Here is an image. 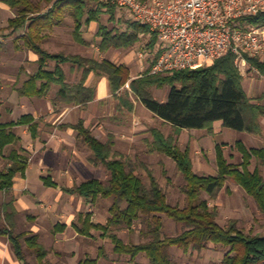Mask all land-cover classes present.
<instances>
[{"label":"trees","instance_id":"trees-1","mask_svg":"<svg viewBox=\"0 0 264 264\" xmlns=\"http://www.w3.org/2000/svg\"><path fill=\"white\" fill-rule=\"evenodd\" d=\"M15 11L6 28L0 27V57L5 49L4 39L14 37L17 49L32 50L39 58L38 70L29 74L17 87L20 96L43 97L52 84L60 88L53 99L54 104H80L83 107L95 97V88L86 85L91 72L106 75L111 90L117 94L129 83L137 98L165 123L181 129H208L214 132L217 122L223 127L255 135L263 133L261 120L264 118V103L251 97L244 87V75L236 62V55L228 52L210 65L195 69L187 68L167 73H153L152 67L161 51L157 48L158 36L150 28L137 20L123 21L117 17L118 5L111 2L91 4V0H2ZM109 14L110 27L102 21V16ZM69 16L74 20V39L87 44L83 37V25L92 21L99 24L97 35L101 37L100 48L105 52L111 48H132L140 43L143 36L150 35L148 47L156 49V55L150 68L132 79L130 69L125 64H117L108 59H96L81 55L51 53L43 46L48 32L62 24ZM126 24L125 28L119 23ZM241 23L264 26V11L256 16H245ZM26 28L20 36H14L20 29ZM56 61L54 70L48 69V63ZM249 64L264 75V58L247 55ZM72 63L84 69L81 81L71 85L67 81V72L63 63ZM2 79L0 77V88ZM167 85L171 91L167 101H159L154 88L161 89ZM27 125L34 137L37 136L38 123L32 114H24L17 121L0 123V151L19 142L13 127ZM78 132V138L84 142L93 156L94 165H102L109 172V179L104 182L91 178L74 186H63L66 193L83 196L89 203L95 204L99 199L112 198L109 208L110 216L106 223L94 222L92 213L79 214L74 223L80 235L93 236V230L102 237H108L114 244V252L129 256L134 264L140 254H145L151 264H177L169 251L177 247L184 252L201 251L210 244L225 246L223 264H264V235L247 233L236 221L223 226L218 221V208L211 207L209 198L215 199L227 185L229 179L241 186L256 202L264 214V175L259 166L251 168L253 159L264 164V147H248L242 140L236 147L242 155L240 163L229 161L223 144L216 145V174H200L195 170L193 157L189 148L182 149L172 136H166L159 128H152L153 140L149 142L150 153H162L171 157L182 173L186 184L182 191L188 199V206L173 205L159 179L152 170H148L149 182L138 171V163L115 150V140L110 138L103 142L94 135L91 128L83 121L65 125ZM25 149L14 148L6 168L0 167V194L9 193L18 175L25 176L29 156ZM44 182L56 186L51 177ZM19 211L15 199L0 205V237H5L13 255L21 264H32L29 253L35 255L38 264H49V249L32 231H18L17 216ZM163 215L185 226L177 235L163 234ZM137 221L146 228L145 241L139 243L125 242L119 233L132 230ZM65 224H57L56 230L65 229ZM96 260H86L93 263Z\"/></svg>","mask_w":264,"mask_h":264},{"label":"rangeland","instance_id":"rangeland-1","mask_svg":"<svg viewBox=\"0 0 264 264\" xmlns=\"http://www.w3.org/2000/svg\"><path fill=\"white\" fill-rule=\"evenodd\" d=\"M37 1V0H36ZM97 0H91V4H96ZM15 16V11L0 0V27L6 28L9 23V19ZM117 17L123 21L134 20L133 15L124 8H118ZM102 21L108 24L110 27L113 23L109 21V14L102 16ZM126 24L122 23V27L125 28ZM74 29V20L71 16L68 17V23L61 26L60 31L55 33V36L46 42L50 50L57 51L62 50L66 53L76 52L77 48L74 47L72 41L71 31ZM59 32V33H58ZM74 40V39H73ZM150 35H145L140 43H137L132 48L137 55L142 53V57H135L136 61L144 60L145 67L140 69L139 73H143L150 68L156 55V49H150L148 42ZM6 50L0 57V75L2 77L4 88L0 90V99L6 101L4 106L1 107L0 120H7L11 116L7 112L10 109H14L18 105L22 107V113L27 110H32L31 104H21L19 98L14 95V80L18 75V70L21 66L31 67V63L28 58L22 54L19 50H16L12 39H7ZM75 42V41H74ZM76 45V44H75ZM130 48V49H132ZM244 78H253L251 94H260V89L263 88L262 75L259 71L252 67L250 64L243 67L240 64ZM21 78H25L22 75ZM20 79V75H19ZM21 81V80H20ZM245 84V82H244ZM255 85V87H254ZM128 90L126 86L124 90ZM155 97L165 102L171 91V86L167 85L161 89L154 88ZM126 97L124 91L122 94ZM146 110H149L143 105ZM6 109H8L6 111ZM136 109V115L138 117L137 123L134 125V130L129 132L133 139L121 145V149L127 153L126 157L133 159L138 163V171L143 178L149 182L148 170H152L154 175L159 179L161 185L165 189L168 200L173 205H179L180 207L188 206L189 202L186 194L182 191L186 181L182 173L177 168L176 162L169 156L162 153H150L149 144L146 142L145 135L143 134V123L150 124L161 129L166 136H172L175 139V143L182 149L189 148L193 157L195 170L200 174H216L217 173V160H216V145L226 143L224 147L225 155L229 161L234 163H240L242 161V155L236 147V142L242 140L248 147H264V132L260 135L251 134L248 132L238 131L232 128L223 127L218 124L214 127V132H209L208 129H181L166 125L163 126L158 118L155 121L146 117L141 109ZM16 114V113H15ZM129 110L119 109L118 118L125 125L129 119ZM154 127V128H155ZM185 130V131H184ZM150 133V132H149ZM143 134V135H141ZM141 135V136H140ZM150 140H153V135H148ZM146 137V139L148 138ZM135 138V139H134ZM131 144V145H130ZM84 142L80 140L78 148H80L81 156L84 159L82 162L75 163L77 166V176L86 177L84 180L91 178L104 179V167L97 169V167L90 165V156L87 154L88 149H84ZM225 145V144H224ZM10 148H7L4 155L0 154V167L7 166L9 160L7 155ZM259 166L264 175V164L259 163L256 159H253L251 168ZM43 172V171H42ZM46 172L44 171L43 174ZM29 178L32 180L31 189L38 191V184L35 180V171L29 170ZM103 177V178H101ZM82 180V181H84ZM26 186H22L23 195L20 200V211L17 216L18 231H30L36 225H39L40 214L37 211L40 207L44 210L48 209V205H41L38 196L30 191L26 192ZM14 195L9 193L0 194V205L7 200L13 198ZM204 197L208 198L211 207L218 208V221L223 226H229L232 221H236L240 228H243L247 233L264 235V214L259 210L254 199L247 194V192L233 180L229 179L227 185L219 193L218 197L211 199L207 194ZM113 203L112 198L99 199L95 204L90 203L99 213L95 218L96 220L106 221L109 216V208ZM89 203H87L88 205ZM86 212V211H85ZM47 214V213H45ZM43 216V215H42ZM47 220V221H45ZM42 220L41 235L45 245L49 248V264H134L130 261L129 256L120 255L114 252V244L108 237H102L99 231L93 230L92 237L79 236L78 242L73 246V249L64 248L54 245L52 243V219ZM2 218L0 217V224H2ZM164 235H177L181 233L185 226L181 223H177L171 218L163 215ZM145 226L140 221H137L132 230L124 229L119 235L125 242L139 243L145 241L147 236H144L142 232L145 230ZM227 248L222 245L210 244V246L201 251L191 250L184 252L177 247H170L169 251L177 264H223L224 255L227 252ZM29 260L32 264H38L35 255L29 253ZM86 260H96L93 263H87ZM140 264H151L145 254H140L136 259ZM0 264H21L13 255L8 241L4 237H0Z\"/></svg>","mask_w":264,"mask_h":264},{"label":"crops","instance_id":"crops-1","mask_svg":"<svg viewBox=\"0 0 264 264\" xmlns=\"http://www.w3.org/2000/svg\"><path fill=\"white\" fill-rule=\"evenodd\" d=\"M67 23L68 18L62 24L56 26L53 31L47 33L43 42V46L51 53L81 55L85 57H94L99 60L108 59L119 65H127L130 69L132 79L141 75L139 71L140 69L145 67L146 62H144L143 59L136 61L135 57H142V53L137 55L133 48H111L105 52L101 51V37L97 35L99 24L96 21H92L89 25H83V37L86 39L87 44H81L77 42L74 39L73 35L74 29L71 31L74 47L77 48L76 52L66 53L62 50H50L49 46L46 45V42L52 39L55 36V33L57 31H60L58 29H60L61 26ZM122 23L120 22L119 25H122ZM26 28L27 27L17 31L14 36L22 35ZM10 38L12 39L14 44V37L4 39V42L6 44L4 50H6L7 46L6 40ZM15 49L19 50L28 58V61L31 63V67L21 66L19 68L18 75L14 80V95L19 98L21 104H31L32 110H27L20 113L22 111V107H20L19 105L17 107L15 106L13 110L6 109V111L8 110L7 112L11 117L7 120H0V123L17 121L24 114H32L35 117L36 122L38 123V134L36 137H34L27 125H16L15 127H13V131L17 136H19V142L11 144L7 146L3 151H0V154L4 155V152L7 148H10V151L14 148L25 149V152L29 156V164L25 176H16L13 188L10 192L12 195H14L13 198L15 199V206L18 211H20L19 203L21 200V196L23 195V185L27 187L26 192L28 191V189H30L32 193L36 194L39 201L42 202L41 205L47 204L49 207L47 210H44L42 207L38 209L37 214H40V223L30 231L38 234L40 236V240L44 243L43 237L41 235L42 220L44 221L45 219H52V243L54 245L60 246V251L62 249L61 245L66 249H73V246L79 240V236L81 237L74 226V223L78 220L79 214L91 212L93 214L92 219L94 222L106 223L108 219L106 221L96 220L95 218L99 213L96 211L93 205L90 204L83 196L66 193L62 190L63 186H74L75 184L83 182V178H86L85 176H77V166H75L76 162H82L84 160L81 156L82 152L80 151V148H78V144L81 139L78 138V132L76 129H74L73 127H66L65 125H72L83 121L87 127L91 128L94 135L103 142L108 141L110 138L114 139L115 150L120 151L124 156H126L127 153L124 152L120 147L124 143H126L127 145L129 139L130 141L133 139V137L130 136L129 132L134 130L133 124L137 123L138 120L135 109L136 107L141 109L145 116L149 117L152 121H155V118H158L163 126H171V124L165 123L152 111L146 110L143 106L144 104L132 91L129 83L126 85L128 87V90H124V87L117 94H114L111 90L109 78L106 75L98 74L96 72H91L86 79V85L95 88V97L86 105V107H83L80 104H54L53 99L55 98L60 88L59 84H52L51 90L43 97L20 96L17 91V87L22 85V82L28 77L29 74H33L38 70L39 66L37 60L39 56L32 50L17 49L16 47ZM55 67L56 61H49L48 69L54 70ZM62 67L67 72L68 83L73 85L81 81L84 73L83 68H80L78 65L74 66L69 62L63 63ZM22 75L25 76V78H21ZM261 77L262 83L264 84V75H262ZM252 80L254 79L244 78V87L247 93L256 101H261L262 103H264V86L259 90L260 94H251L250 92L252 90ZM3 88L4 86L2 81L0 90H2ZM123 91L126 97L122 96ZM5 102L6 101L0 99V112L1 107L6 105ZM17 108H19V110ZM119 109H127L131 114L129 115L130 117L128 121H126V125L121 120H119L117 116ZM17 110L20 112L17 113ZM261 122L264 132V118L261 120ZM218 124L222 125L221 122H217L215 125ZM143 127L144 128L142 129L143 131H145L143 133L145 135L144 140L149 144L151 140L148 135L152 133L151 129L155 126H151L150 124L146 125L145 123H143ZM146 137L148 138L146 139ZM224 144L223 146L225 147L226 143ZM85 148H87L86 145H84V149ZM87 154L90 156V165L97 167V169L102 168L101 165L97 166L91 162V157L93 156V154L90 149H88ZM9 164L10 160L6 167H8ZM30 169L35 171L34 178L38 184V191H33L31 189L32 180L29 178L28 174ZM44 171L46 172L45 174H43ZM103 174L104 179L101 180L106 182L109 179L110 175L105 167ZM45 177H51L52 180L56 183V186L46 185L44 182ZM87 203L89 204L87 205ZM57 224H65L66 228L57 231ZM82 237L86 236L82 235Z\"/></svg>","mask_w":264,"mask_h":264},{"label":"built area","instance_id":"built-area-1","mask_svg":"<svg viewBox=\"0 0 264 264\" xmlns=\"http://www.w3.org/2000/svg\"><path fill=\"white\" fill-rule=\"evenodd\" d=\"M97 1L128 10L157 33L161 54L153 73L210 65L228 52L236 55L239 67L249 64L247 55L264 58V26L241 23L263 12L264 0Z\"/></svg>","mask_w":264,"mask_h":264}]
</instances>
